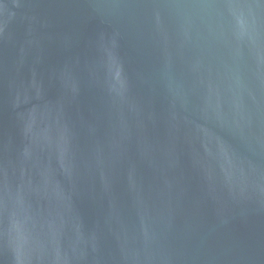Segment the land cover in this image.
<instances>
[{"label":"water","instance_id":"1","mask_svg":"<svg viewBox=\"0 0 264 264\" xmlns=\"http://www.w3.org/2000/svg\"><path fill=\"white\" fill-rule=\"evenodd\" d=\"M0 264H264V0H0Z\"/></svg>","mask_w":264,"mask_h":264}]
</instances>
